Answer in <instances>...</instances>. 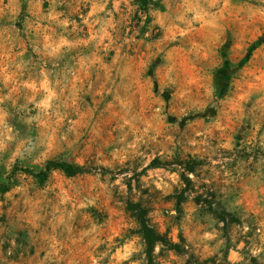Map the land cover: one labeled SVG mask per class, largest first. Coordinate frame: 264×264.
I'll return each instance as SVG.
<instances>
[{"label": "rangeland", "instance_id": "rangeland-1", "mask_svg": "<svg viewBox=\"0 0 264 264\" xmlns=\"http://www.w3.org/2000/svg\"><path fill=\"white\" fill-rule=\"evenodd\" d=\"M149 1L0 0V264H264V0Z\"/></svg>", "mask_w": 264, "mask_h": 264}, {"label": "trees", "instance_id": "trees-1", "mask_svg": "<svg viewBox=\"0 0 264 264\" xmlns=\"http://www.w3.org/2000/svg\"><path fill=\"white\" fill-rule=\"evenodd\" d=\"M131 4L134 6L138 14H141L144 18V23L147 22L146 12L147 9L151 6V2L149 0H130ZM223 88L221 87L220 81H214L213 85V93L216 97H219L222 93ZM192 166L194 164L191 163ZM191 167L187 165L185 172L190 173ZM21 174L29 176L33 179L36 185H41L50 171H56L60 173L65 178H71L78 174L83 173V169L78 166H74L62 161H46L42 164V166L37 169H19L18 170ZM184 183L186 180L184 179ZM6 191L5 186H0V193ZM178 202L176 201L175 206L177 208ZM130 212V218L134 221L136 225V233L139 239L142 242L143 246V254L146 258V261L149 260V256L154 246H159L165 248L167 251H171L173 253H179V249L177 245L167 243L161 235L156 234L146 223L144 212L136 205L128 206Z\"/></svg>", "mask_w": 264, "mask_h": 264}]
</instances>
